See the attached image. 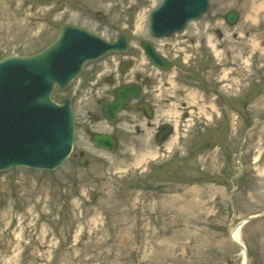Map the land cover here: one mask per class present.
Wrapping results in <instances>:
<instances>
[{
	"label": "rangeland",
	"instance_id": "obj_1",
	"mask_svg": "<svg viewBox=\"0 0 264 264\" xmlns=\"http://www.w3.org/2000/svg\"><path fill=\"white\" fill-rule=\"evenodd\" d=\"M161 1L0 0V59L36 54L68 25L108 42L124 34L133 56L151 41L172 63L148 71L156 115L144 136L128 127L115 154L93 149L79 120L102 95L83 93L60 168L0 173V264H239L228 232L264 212V0H211L183 33L154 40ZM231 10L239 20L228 27ZM161 123L174 132L157 147ZM240 239L248 264H264V216Z\"/></svg>",
	"mask_w": 264,
	"mask_h": 264
},
{
	"label": "water",
	"instance_id": "obj_2",
	"mask_svg": "<svg viewBox=\"0 0 264 264\" xmlns=\"http://www.w3.org/2000/svg\"><path fill=\"white\" fill-rule=\"evenodd\" d=\"M209 1L163 0L150 15L151 35L163 38L182 32L189 21L209 10ZM225 19L233 25L237 14L229 13ZM141 47L153 64L167 67L149 43ZM126 51L124 36L109 44L82 29L61 26L55 41L40 53L0 60V172L19 167L40 171L60 167L71 151L73 116L69 98H63L58 106L50 100L51 95L55 88L64 92L85 64L108 53ZM139 95L131 85L116 90L115 101L103 105V116L112 121L115 113ZM92 140L103 149L115 151L114 139L95 135Z\"/></svg>",
	"mask_w": 264,
	"mask_h": 264
},
{
	"label": "flooded vegetation",
	"instance_id": "obj_3",
	"mask_svg": "<svg viewBox=\"0 0 264 264\" xmlns=\"http://www.w3.org/2000/svg\"><path fill=\"white\" fill-rule=\"evenodd\" d=\"M139 55L134 53V56H123L121 60L115 61V58L111 56L106 61H101L96 64H92L88 66L82 73L81 77L74 81L70 85L72 98V106L74 107L76 104L81 103L83 97L81 95L84 93H90V95L96 94L97 92L101 93V97L98 98L96 95L94 96L93 102L89 108L84 109V114L82 117L86 119V121L81 118L79 120L80 123H84V134L87 137L88 144H91V134L94 132L97 133H106L112 135L117 138L119 144H121V136L123 135V131H128V127L132 128L131 133L139 134L140 136H144L145 130H151V126L154 124V106L153 103L155 95L153 94L152 88L155 89L156 82L153 79L147 78V75L151 77L149 72L145 68H135V64L130 60H136ZM117 59V58H116ZM123 59L126 62H123ZM130 59V60H129ZM126 66L130 67L128 71L125 70ZM106 72L114 73L112 76H105ZM145 73V74H144ZM186 74V73H185ZM124 85H136L139 86L141 90V97L138 101L130 102V111L125 112L122 111L117 114L115 120L112 123H108L106 119L101 116V107L102 104L106 101L112 100L113 91ZM102 86L104 90L101 91ZM97 98V99H96ZM86 100V99H85ZM142 103L145 106H148V112L142 111L137 108V105H141ZM91 108V109H90ZM96 112V113H95ZM150 113L152 117L147 119V114ZM75 115V114H74ZM92 115V116H91ZM75 118V140L76 134L78 131L76 117ZM90 119V121L88 120ZM84 121V122H83ZM94 124V125H93ZM101 127L103 130L97 128ZM160 127V126H159ZM159 127L155 128V131H152L154 134L151 135L155 140V134ZM141 128V129H140ZM110 130L109 133L106 132ZM129 132V131H128ZM81 157V152L79 153Z\"/></svg>",
	"mask_w": 264,
	"mask_h": 264
},
{
	"label": "bare ground",
	"instance_id": "obj_4",
	"mask_svg": "<svg viewBox=\"0 0 264 264\" xmlns=\"http://www.w3.org/2000/svg\"><path fill=\"white\" fill-rule=\"evenodd\" d=\"M226 77V76H225ZM240 228L239 226H235L234 228L230 229L228 232V237L231 243H237L239 245L242 244L240 239ZM238 256H239V264H246L245 262V251L244 249L238 250Z\"/></svg>",
	"mask_w": 264,
	"mask_h": 264
}]
</instances>
